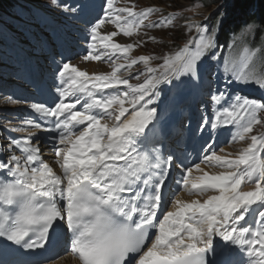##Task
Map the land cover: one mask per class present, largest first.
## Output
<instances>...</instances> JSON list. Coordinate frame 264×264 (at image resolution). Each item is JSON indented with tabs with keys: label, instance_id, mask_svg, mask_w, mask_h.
Listing matches in <instances>:
<instances>
[{
	"label": "snow or ice",
	"instance_id": "obj_1",
	"mask_svg": "<svg viewBox=\"0 0 264 264\" xmlns=\"http://www.w3.org/2000/svg\"><path fill=\"white\" fill-rule=\"evenodd\" d=\"M116 3L82 0L57 5L66 19L83 24L86 46L57 64L51 102L30 103L31 118L23 120L25 126L4 129L28 135H10L0 145V241L16 253L42 250L45 264L70 254L81 264H236L237 252L247 257L245 264H264V134L250 135L264 125V101L213 91L209 64L217 46L216 26L187 23L188 31L198 33L194 45L190 39L157 67L151 66L152 56L133 58L137 45L116 43L117 31L103 34L101 29L112 24L124 36L141 28L166 29L175 26L179 10L145 24L162 10L152 6L135 11V6ZM240 31L264 32V20L246 22ZM260 51V46H246L239 61L224 62L226 75L217 79L264 90V72L253 64ZM105 57L112 66L107 73L89 74L75 63ZM119 59L125 63H117ZM138 64L145 70L131 78L145 79L134 85L121 71ZM205 76L215 106L211 119L202 118L195 127L181 125L166 148L163 131L157 128L161 85L199 88ZM225 128L230 129L229 145L250 138L235 159L218 154L225 151L217 144ZM53 129L52 148L62 176L42 160L39 136L33 139L34 131ZM185 132L188 139L182 149ZM202 164L231 170L210 174ZM194 172L199 173L195 179ZM247 184L254 185L252 190H243ZM185 191L216 194L203 202H186L179 198ZM216 237L223 243L214 245ZM0 264L9 261L0 258Z\"/></svg>",
	"mask_w": 264,
	"mask_h": 264
},
{
	"label": "rangeland",
	"instance_id": "obj_2",
	"mask_svg": "<svg viewBox=\"0 0 264 264\" xmlns=\"http://www.w3.org/2000/svg\"><path fill=\"white\" fill-rule=\"evenodd\" d=\"M237 0H206V1H195V0H118L117 7H133L135 6V11L144 10L148 7H158L162 8L163 11L160 13H155V19H157L156 22H158L163 16H166L168 13H176L179 10V15L177 19L174 21V27H169L166 29H160V28H152L151 36L149 37V40L152 39V37H155L153 39L154 41H149L148 44H146L145 49L143 52L146 55L153 54V60L151 61L152 67H157L161 63H163V58L166 56L173 55L176 51L180 50L181 47L188 43V41L191 39L193 41V45L195 43V38L197 37L198 33L195 29H192V31L187 30V23H204V24H211L213 23V26L218 27L217 25V19L218 14H222L220 17L221 21L222 18H227L226 13H224V10L228 6L234 7V3ZM42 21L40 23L38 22H25L24 18H22L21 13L18 11H11L9 14H4L3 12H0V89L3 87L2 85H7V82L13 81L14 76L13 73L15 71H18V68L22 66L25 62H18L19 57H25L26 55L33 54L35 52H39L41 49V45L48 46L50 42L54 39H52V35L50 33L51 29L56 27L55 25L59 24L58 18H55V14H49V17L42 14ZM49 25H52L48 31H44L43 28L48 27ZM43 27V28H42ZM154 32V33H153ZM104 34V32H103ZM254 35L253 33H239L238 34V42H241V45L243 48L241 51H243L244 55V49L245 47H251V44L248 42V38ZM59 51L60 53V59L64 60V43L62 45H52V48ZM143 52L139 53L138 55H143ZM260 53L264 56V50L261 49ZM259 54V53H258ZM257 54V56H258ZM28 57H31L28 56ZM228 61L236 60L233 58L227 59ZM239 61V60H236ZM117 63H121V61H116ZM51 63H55V59L53 57L48 58L46 61L42 64V70H44L47 73V75L44 77V80L46 81L44 85L47 83V87L51 88L55 86V73L56 70H53L51 73L46 69V65H50ZM158 63V64H157ZM141 65V72L145 70V66ZM105 67L106 70L111 67L110 64L102 65ZM4 68H6V71H4ZM48 68V67H47ZM214 70V68H212ZM22 72H25L26 79L29 80L30 76L28 71L24 69ZM102 73V72H99ZM129 73L132 74L131 77H134L136 74H138L136 69H131ZM214 74V72H213ZM131 77L127 78L130 79V82L132 84H139L142 83L145 79L144 76H141L140 80L132 79ZM46 87V88H47ZM161 94L159 97V101L157 104L158 112L160 111V108L163 105V101L166 100V97L169 98L170 102L176 100H182L183 99V93L180 91V88H175L172 85H161ZM228 89L230 93L232 94H238L241 96H246L250 99H255L258 101H264V94L263 92L259 90H254L253 93L248 95L247 92H245L243 89L239 87V85H231L228 83ZM46 90V89H45ZM113 90H109V92H112ZM10 97L3 95V93L0 91V145L4 144L5 137H9V132L4 131V129H11L15 127H24L25 125L22 124L23 120L26 118H17L14 120V122H11V115L13 113V109L17 107V104H12L9 100ZM188 103V102H187ZM127 107V105H126ZM162 110V108H161ZM164 111V110H163ZM163 111H160L162 114ZM108 123L107 121H105ZM19 135L21 138L28 135L27 132H13ZM257 133V132H255ZM254 133V134H255ZM188 133H184L183 140L180 143V147L183 149L186 145L187 139H188ZM253 134V135H254ZM39 136L40 143L39 147L43 153V158L51 164L53 169L57 168V163L53 162L55 160L54 152L52 148V140L49 139L45 134H40L39 132L33 133V139L35 140V137ZM176 138V137H175ZM161 139L163 140V143L165 147H169V145L166 146V139L162 136ZM170 140H173L174 138H169ZM193 144H195V141H193ZM240 147V146H239ZM237 156V152L234 154ZM191 159L195 160V152H191ZM53 162V163H52ZM215 163V162H214ZM204 169L206 167L212 168L213 166L208 165H201ZM215 170L216 169L214 166ZM209 172V169H208ZM212 174V173H211ZM215 174V173H213ZM195 175V174H194ZM213 193V192H209ZM206 195V194H205Z\"/></svg>",
	"mask_w": 264,
	"mask_h": 264
},
{
	"label": "trees",
	"instance_id": "obj_3",
	"mask_svg": "<svg viewBox=\"0 0 264 264\" xmlns=\"http://www.w3.org/2000/svg\"><path fill=\"white\" fill-rule=\"evenodd\" d=\"M206 1V0H195ZM13 5H17L16 0H0V10L7 11ZM31 9H29L30 11ZM224 13L227 18H223V24L221 27V41L227 39V30H233L234 32L240 31V29L249 21H261L264 20V0H237L234 3V7L228 6ZM264 36V32L256 31L253 35L254 42H259Z\"/></svg>",
	"mask_w": 264,
	"mask_h": 264
},
{
	"label": "bare ground",
	"instance_id": "obj_4",
	"mask_svg": "<svg viewBox=\"0 0 264 264\" xmlns=\"http://www.w3.org/2000/svg\"><path fill=\"white\" fill-rule=\"evenodd\" d=\"M79 107V106H78ZM48 125L51 127V124H50V122L48 123ZM40 132V131H39ZM11 136H17V137H20L19 135H17L16 133H11ZM210 174H211V172H209ZM213 174V173H212ZM195 177H196V175H194L193 174V179H195ZM254 187V185H252V184H247L246 186H245V191H247V190H252V188ZM216 193H213V194H209V195H215ZM209 195H204V196H195V195H189V193L187 192V191H185V192H182L181 194H180V199H182V200H184V201H186V202H191V201H193V200H196V199H199V200H201V202H203L205 199H207V197L209 196ZM246 221L247 222H249V220H248V218H246ZM242 224L244 223V222H241ZM220 243H223L222 241H219ZM238 254H240V252H237V254L236 255H238ZM241 254H243V253H241ZM236 255H235V257H236ZM240 259L241 260H243V259H246L247 260V257L246 256H244V257H240ZM64 264H80L79 262H78V259H77V257L76 256H72V257H70L69 259H66L65 260V262H64Z\"/></svg>",
	"mask_w": 264,
	"mask_h": 264
}]
</instances>
